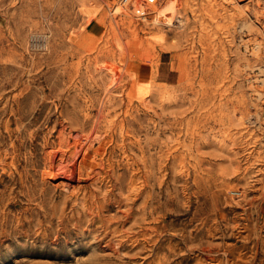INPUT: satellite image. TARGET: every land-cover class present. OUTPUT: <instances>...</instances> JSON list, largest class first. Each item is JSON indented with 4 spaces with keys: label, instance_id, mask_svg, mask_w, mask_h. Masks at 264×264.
Wrapping results in <instances>:
<instances>
[{
    "label": "rangeland",
    "instance_id": "rangeland-1",
    "mask_svg": "<svg viewBox=\"0 0 264 264\" xmlns=\"http://www.w3.org/2000/svg\"><path fill=\"white\" fill-rule=\"evenodd\" d=\"M129 1L0 0V264H264V0Z\"/></svg>",
    "mask_w": 264,
    "mask_h": 264
},
{
    "label": "bare ground",
    "instance_id": "bare-ground-1",
    "mask_svg": "<svg viewBox=\"0 0 264 264\" xmlns=\"http://www.w3.org/2000/svg\"><path fill=\"white\" fill-rule=\"evenodd\" d=\"M131 2L132 4H134L135 6V12L140 15V17H144L146 20L149 19L148 16H145L147 13L146 11V8L144 6V4H152V11L151 13H155V16L153 15L152 18H150V22L155 24V25H171L173 23V14H174V11L176 8L180 7L181 5V1L180 0H169L164 6L160 7L158 6V3H159V0L156 1L155 3H149V2H146L142 0H132V1H129ZM129 6V3L127 2L126 4H120L116 7V9L118 11H122L124 8H127ZM149 7V6H148ZM123 13V12H122ZM163 28V27H162ZM261 45L259 43L256 44V48L258 49V47H260ZM260 49V48H259ZM258 51V50H256ZM111 67V66H110ZM111 69V68H110ZM109 69V70H110ZM254 76V75H253ZM262 86V85H261ZM144 89V86L143 85H140L138 87V95L141 97L144 93H143V90ZM259 88H257V90H259ZM261 91V89H260ZM264 93V92H262ZM258 95V94H257ZM260 96V94L258 95V97ZM88 141H89V138L88 137H84L83 139H79V140H76L73 145H74V148H76V152L74 155L80 153L81 151L83 152H86L87 150V146L88 145ZM65 142V141H63ZM65 144V143H64ZM64 147H68V145H63L61 142L59 143V147L57 148V150H53L52 152L50 151L49 154H48V164L50 166V168H52L54 170V167L56 168V164H58L61 160L64 159L65 155L67 154L66 153V150L64 149ZM69 148V147H68ZM55 149V148H54ZM70 150V149H69ZM68 150V151H69ZM71 151V150H70ZM88 151V150H87ZM86 154V153H85ZM84 154V155H85ZM59 161V162H58ZM63 162V161H61ZM69 162H72V161H69ZM65 164V162H64ZM69 164V163H67ZM70 167V166H69ZM80 167V166H79ZM59 168V167H58ZM64 168V167H63ZM51 170V169H50ZM49 170V171H50ZM52 170V171H53ZM47 172V171H46ZM48 175V174H47ZM72 175V174H71ZM70 178V177H69ZM66 189V188H65ZM71 189V188H70Z\"/></svg>",
    "mask_w": 264,
    "mask_h": 264
},
{
    "label": "built area",
    "instance_id": "built-area-1",
    "mask_svg": "<svg viewBox=\"0 0 264 264\" xmlns=\"http://www.w3.org/2000/svg\"><path fill=\"white\" fill-rule=\"evenodd\" d=\"M125 1V0H124ZM130 1H132V0H130ZM145 1V3L146 2H149V3H155L157 0H144ZM130 4V6L132 7V8H134L135 6L130 2L129 3ZM140 16V15H139Z\"/></svg>",
    "mask_w": 264,
    "mask_h": 264
}]
</instances>
